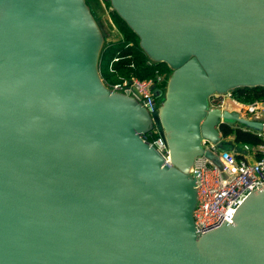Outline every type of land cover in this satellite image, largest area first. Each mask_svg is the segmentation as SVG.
Masks as SVG:
<instances>
[{
	"label": "water",
	"instance_id": "95a60500",
	"mask_svg": "<svg viewBox=\"0 0 264 264\" xmlns=\"http://www.w3.org/2000/svg\"><path fill=\"white\" fill-rule=\"evenodd\" d=\"M108 1L169 69L156 108L169 162L144 137L149 108L103 80L88 0H0V264H264V184L198 233L193 171L202 152L221 168L202 139L232 148L226 119L264 132V110L209 106L264 87V0Z\"/></svg>",
	"mask_w": 264,
	"mask_h": 264
},
{
	"label": "built area",
	"instance_id": "2783aa9c",
	"mask_svg": "<svg viewBox=\"0 0 264 264\" xmlns=\"http://www.w3.org/2000/svg\"><path fill=\"white\" fill-rule=\"evenodd\" d=\"M117 59V57H114ZM166 72L155 69L153 76L140 78L134 75L108 84L112 89L128 90L136 95L153 113L161 99L160 87L166 81ZM209 106L227 109L239 115L254 118L264 110V98L243 101L231 91L213 95ZM232 126L231 124H222ZM221 125V126H222ZM155 127V125H154ZM154 127L148 132L153 134L149 142L169 162V153L163 134ZM238 127V126H232ZM247 130L245 127H239ZM252 131V130H249ZM255 133L254 131H252ZM262 140L256 144L245 142L241 151L234 149L220 150L217 142L202 139L204 151L217 155L221 163L219 168L204 152L195 156L193 171H196L197 205L194 209V221L198 233H204L219 226L223 221H231L232 215L242 199L253 189L264 184V132H256ZM222 135L221 138L232 137ZM145 137V135H144ZM146 138V137H145ZM147 139V138H146Z\"/></svg>",
	"mask_w": 264,
	"mask_h": 264
},
{
	"label": "trees",
	"instance_id": "16d2710c",
	"mask_svg": "<svg viewBox=\"0 0 264 264\" xmlns=\"http://www.w3.org/2000/svg\"><path fill=\"white\" fill-rule=\"evenodd\" d=\"M112 21L116 32L106 33L103 25H101L105 35V44L101 52L99 68L102 78L106 83H112L131 75L147 78L154 75L156 68L166 72L167 75L169 69L166 64L150 62L148 60L146 54L138 45L136 34L115 11H112ZM114 57H117V59H114ZM164 86L165 81L161 84L160 96L163 94ZM231 92L235 97L243 101L264 98V87L262 86L240 87ZM221 131L224 135L233 134L236 141L256 144L262 140L261 136L252 131L240 128L233 129L227 125H222ZM152 136L153 134L150 133L145 134L148 140H151Z\"/></svg>",
	"mask_w": 264,
	"mask_h": 264
},
{
	"label": "rangeland",
	"instance_id": "374dc122",
	"mask_svg": "<svg viewBox=\"0 0 264 264\" xmlns=\"http://www.w3.org/2000/svg\"><path fill=\"white\" fill-rule=\"evenodd\" d=\"M88 2L95 9V12L98 15V19L102 23L101 25H103V28L106 31V33L116 32V29L114 28V24L112 21V11L113 10L109 5V1L108 0H88ZM111 30H114V31H111ZM104 44H105V41H104ZM104 44H103V46H104ZM152 114L154 115V119H155L154 129H158V131L162 135V130L159 127L158 122L156 120V111H154ZM226 120H227V122H229V124H232V125L237 123L236 121H232L229 119H226ZM244 143H245L244 141H236L235 144L233 145L232 149L234 148L237 151H241L243 149ZM217 146L220 150L231 148V147H228L225 145H217Z\"/></svg>",
	"mask_w": 264,
	"mask_h": 264
},
{
	"label": "flooded vegetation",
	"instance_id": "af4514ba",
	"mask_svg": "<svg viewBox=\"0 0 264 264\" xmlns=\"http://www.w3.org/2000/svg\"><path fill=\"white\" fill-rule=\"evenodd\" d=\"M239 128V127H238ZM238 128H236V129H238Z\"/></svg>",
	"mask_w": 264,
	"mask_h": 264
}]
</instances>
